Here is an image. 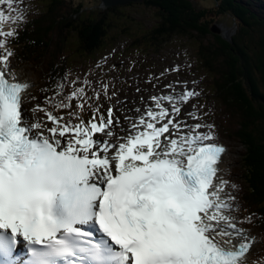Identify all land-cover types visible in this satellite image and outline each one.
Segmentation results:
<instances>
[{"label": "snow or ice", "instance_id": "6c2138e0", "mask_svg": "<svg viewBox=\"0 0 264 264\" xmlns=\"http://www.w3.org/2000/svg\"><path fill=\"white\" fill-rule=\"evenodd\" d=\"M34 8L0 0V264H253L255 214L240 215L198 82L150 91L106 56L27 108L11 43Z\"/></svg>", "mask_w": 264, "mask_h": 264}, {"label": "trees", "instance_id": "16d2710c", "mask_svg": "<svg viewBox=\"0 0 264 264\" xmlns=\"http://www.w3.org/2000/svg\"><path fill=\"white\" fill-rule=\"evenodd\" d=\"M206 1L200 5L198 0H144L104 10L100 0H40L41 10L30 16V22L12 40L13 57L19 66H29L37 73L33 95L40 101L44 96L41 89L51 87L50 77L71 71L70 40L78 41L80 52H95L114 28L128 20L123 18L128 6H145L157 16L155 26L141 27L132 34L138 46L158 47L176 32L194 36L197 31L206 39L214 22L211 7L232 23L236 19L239 29L233 42L214 35V41H201L197 55L201 64L216 72L214 87L223 106L220 116L228 115L238 125L234 129L224 126L229 127L225 136L238 139L244 147L239 167L247 193L244 216L255 214L248 224L264 238V0ZM133 24L134 17L129 15L121 31L129 32ZM255 258L264 263V244Z\"/></svg>", "mask_w": 264, "mask_h": 264}, {"label": "rangeland", "instance_id": "374dc122", "mask_svg": "<svg viewBox=\"0 0 264 264\" xmlns=\"http://www.w3.org/2000/svg\"><path fill=\"white\" fill-rule=\"evenodd\" d=\"M212 1V0H211ZM31 3L35 6L34 10L39 11L41 10L40 4L38 0H25V4ZM212 3L208 4L211 6ZM93 7V6H92ZM144 8V10H143ZM151 11L149 8L143 7H130L127 9L128 16H123L124 19L129 20V15H134L135 12L138 13V20L143 22L145 26H149L150 24L154 23L153 26L156 25V13L155 10ZM153 15V16H152ZM122 21L121 23H125L124 25H118V27L114 28L111 35L114 37H108L106 44L100 50L92 54H82V52L77 50V40H70L69 45L67 46L68 53L71 54L70 57L71 65H72V73L75 74L78 71H87V69L94 65L96 61H99L102 57H106L113 52V49L116 48L115 53L122 55L120 51L125 49L126 46H129V36L123 34H114L115 32H119L128 22ZM216 22L221 26L223 25L225 28H230L232 26V21L227 19L225 15H221L218 18H215ZM158 21V20H157ZM141 25L133 24L132 28L133 31L138 32ZM143 26V29L146 27ZM152 26V27H153ZM194 36L189 35H182V34H174L170 36L164 43L163 48L160 51H157L155 48H149V45L143 47H134L131 46L128 48L127 53L120 56L121 58H127L126 67H121L118 71V74L122 77L131 78L133 76L139 78L140 86L142 88H147L150 91H156L164 86V84L171 82V81H179V80H190V81H197L198 89L202 90V95L199 98V103L204 107L201 109L202 113H207L204 117L205 122L207 123H214L215 128H218V123L220 121L223 122V125H220L219 134L223 141H225L229 146L230 150L226 154V156L222 159V173L224 174L226 179H229L232 183L237 185V189L233 190L234 194L237 196L238 201L240 202V197L243 194V188L241 187L244 185L241 183L242 179L239 175L240 170V156L244 151L243 145L237 139H224L222 137L223 134V126H230L232 129L236 128L238 125L237 123L230 118L228 115L225 117L220 116L217 114V120L215 119V115L217 110H219V105L221 106L218 97L212 92L210 93L207 91L206 83H203L204 76H207V73L204 74V69L201 67L198 59H197V50L201 43V39L196 32L193 33ZM72 38V36H71ZM112 42H116L109 46ZM145 49V50H144ZM120 52V53H119ZM125 56V57H124ZM111 62V61H110ZM176 64L180 66V71L176 72L172 70L176 67ZM16 73L18 74V78L20 80H29L34 84L36 83L37 73L29 67H21L18 64L12 63ZM171 67V71H166L168 68ZM131 68V71L129 69ZM160 73H165L163 77H160V82H156V77H159ZM153 76V83L156 84V89L152 88V84L146 83L147 78L149 76ZM205 76V78H206ZM158 85V86H157ZM31 87L28 90V94L32 95L33 88ZM136 85L133 83V86L130 90L127 91V94L133 98L138 99L140 93L135 91ZM127 89V85H125ZM177 90H181V86L177 85ZM148 93H145L147 96ZM205 95V96H204ZM36 102L31 101L26 106L31 108ZM223 108V106H221ZM209 109V110H208ZM218 121V122H217ZM229 159V160H228ZM240 181V182H239ZM241 204V202H240ZM256 230H252L253 236H256ZM257 237V244L256 247L252 250L251 254L249 255V260L254 263V260L251 259L252 254L256 252V250L260 249V247L264 244L263 238L261 236Z\"/></svg>", "mask_w": 264, "mask_h": 264}, {"label": "water", "instance_id": "95a60500", "mask_svg": "<svg viewBox=\"0 0 264 264\" xmlns=\"http://www.w3.org/2000/svg\"><path fill=\"white\" fill-rule=\"evenodd\" d=\"M103 3L104 7H109L111 5H117V4H128L129 2H136V1H142V0H101ZM237 29V23L235 24L234 28L232 29H228L226 31H223L220 27L216 28V27H212V32H214L215 34H220L223 35L225 38H227V40L232 41V36L235 32V30Z\"/></svg>", "mask_w": 264, "mask_h": 264}, {"label": "clouds", "instance_id": "9594fccd", "mask_svg": "<svg viewBox=\"0 0 264 264\" xmlns=\"http://www.w3.org/2000/svg\"><path fill=\"white\" fill-rule=\"evenodd\" d=\"M101 1V0H100ZM101 6H102V8H104L103 7V3L101 2ZM137 33V32H136ZM223 39H225V40H227V38H225L224 36H221ZM227 41H229V40H227ZM234 40H232V41H229V42H233ZM148 45V44H147ZM143 46H146V45H143ZM143 46H139V47H143ZM197 59H198V55H197ZM199 61V60H198ZM199 63H200V61H199ZM209 69H211V68H209ZM227 128H229V127H227ZM225 136V130L223 131V137ZM225 158V157H224ZM240 167V166H239ZM239 175L241 176V172L239 173ZM241 179H242V181H241V183H243L244 184V180H243V177L241 176ZM240 182V181H239ZM245 188L246 189V187H245V185H243L242 187H241V190H242V188ZM243 188V189H244ZM242 196H243V194H242ZM242 196L240 197V200L241 201H243L242 200ZM245 209H246V207H245ZM241 213H243L242 211H241Z\"/></svg>", "mask_w": 264, "mask_h": 264}, {"label": "bare ground", "instance_id": "6f19581e", "mask_svg": "<svg viewBox=\"0 0 264 264\" xmlns=\"http://www.w3.org/2000/svg\"><path fill=\"white\" fill-rule=\"evenodd\" d=\"M141 43V42H140ZM139 43V44H140ZM145 50V49H144ZM168 71V70H167ZM167 84V83H166ZM158 86V85H157ZM219 92V91H218ZM220 95V94H219ZM205 96V95H204ZM209 110V109H208ZM218 112H220V113H223V109L222 108H220L219 110H218ZM223 116H225V115H223ZM225 139V138H224ZM236 139V138H235ZM233 140V139H232ZM238 140V139H237ZM229 160V159H228ZM221 167H222V165H221ZM244 188V187H243ZM244 191H243V201H240L241 202V205L245 208L246 207V205H245V202H244V196L246 195L247 196V193H246V191H245V188L243 189Z\"/></svg>", "mask_w": 264, "mask_h": 264}]
</instances>
